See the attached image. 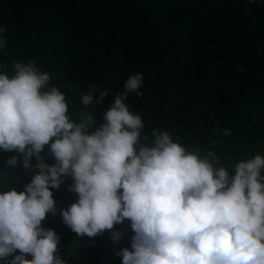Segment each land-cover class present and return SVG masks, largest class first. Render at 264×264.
<instances>
[{
	"label": "trees",
	"instance_id": "trees-1",
	"mask_svg": "<svg viewBox=\"0 0 264 264\" xmlns=\"http://www.w3.org/2000/svg\"><path fill=\"white\" fill-rule=\"evenodd\" d=\"M0 29V73L14 74L13 61L35 62L66 94L73 120L93 112L90 133L125 80L140 73L143 96L129 94L126 104L141 116L142 137L168 131L189 151L214 152L230 176L236 163L264 156V0H0ZM90 84L110 94L84 108ZM14 155L0 149V192L23 191L36 174L35 157L29 168L22 157L9 166ZM41 156L55 164L48 145ZM73 183L63 176L50 189L57 212L42 221L59 237L57 254L66 264H122L116 253L131 250L129 220L95 237H78L62 222L60 210L78 200ZM112 231L121 233L115 242Z\"/></svg>",
	"mask_w": 264,
	"mask_h": 264
},
{
	"label": "clouds",
	"instance_id": "clouds-1",
	"mask_svg": "<svg viewBox=\"0 0 264 264\" xmlns=\"http://www.w3.org/2000/svg\"><path fill=\"white\" fill-rule=\"evenodd\" d=\"M12 68L0 73V149L18 153L9 166L22 157L29 168L35 157L37 171L23 191L0 192V261L66 264L58 235L42 221L57 212L50 189L71 176L78 200L60 210L62 222L78 237H95L129 220L131 250L116 253L122 264H264V156L236 163L230 176L214 152L189 151L168 131L142 137L141 116L126 104L129 94L143 96L140 73L125 80L90 133L93 112L73 120L49 73L33 61ZM109 94L90 84L80 103L100 105ZM45 145L53 165L41 156ZM120 236L112 231L114 242Z\"/></svg>",
	"mask_w": 264,
	"mask_h": 264
},
{
	"label": "built area",
	"instance_id": "built-area-1",
	"mask_svg": "<svg viewBox=\"0 0 264 264\" xmlns=\"http://www.w3.org/2000/svg\"><path fill=\"white\" fill-rule=\"evenodd\" d=\"M250 3L252 4H256V3H259L261 2L262 0H248Z\"/></svg>",
	"mask_w": 264,
	"mask_h": 264
}]
</instances>
